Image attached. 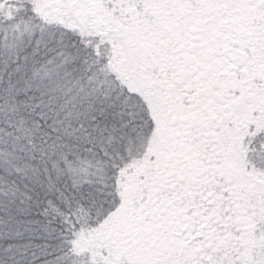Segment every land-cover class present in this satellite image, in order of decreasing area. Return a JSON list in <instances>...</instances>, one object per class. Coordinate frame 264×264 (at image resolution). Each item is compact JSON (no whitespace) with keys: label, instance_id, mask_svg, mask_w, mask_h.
Wrapping results in <instances>:
<instances>
[{"label":"snow or ice","instance_id":"obj_1","mask_svg":"<svg viewBox=\"0 0 264 264\" xmlns=\"http://www.w3.org/2000/svg\"><path fill=\"white\" fill-rule=\"evenodd\" d=\"M0 264H264V0H0Z\"/></svg>","mask_w":264,"mask_h":264}]
</instances>
